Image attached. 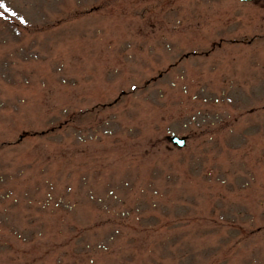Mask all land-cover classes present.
<instances>
[{
  "label": "rangeland",
  "instance_id": "374dc122",
  "mask_svg": "<svg viewBox=\"0 0 264 264\" xmlns=\"http://www.w3.org/2000/svg\"><path fill=\"white\" fill-rule=\"evenodd\" d=\"M233 1L0 0V264H264V0Z\"/></svg>",
  "mask_w": 264,
  "mask_h": 264
},
{
  "label": "snow or ice",
  "instance_id": "6c2138e0",
  "mask_svg": "<svg viewBox=\"0 0 264 264\" xmlns=\"http://www.w3.org/2000/svg\"><path fill=\"white\" fill-rule=\"evenodd\" d=\"M4 7V5L3 4H0V8H3ZM5 11H7V9L5 8ZM22 23L24 22V21H21Z\"/></svg>",
  "mask_w": 264,
  "mask_h": 264
}]
</instances>
